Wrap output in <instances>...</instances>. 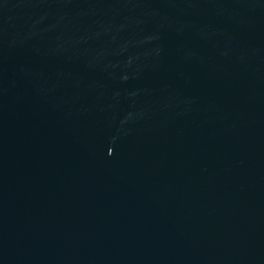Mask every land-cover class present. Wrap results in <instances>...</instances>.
<instances>
[{
  "label": "water",
  "instance_id": "95a60500",
  "mask_svg": "<svg viewBox=\"0 0 264 264\" xmlns=\"http://www.w3.org/2000/svg\"><path fill=\"white\" fill-rule=\"evenodd\" d=\"M0 264H264V0H0Z\"/></svg>",
  "mask_w": 264,
  "mask_h": 264
}]
</instances>
